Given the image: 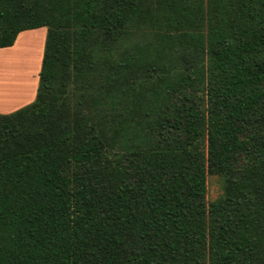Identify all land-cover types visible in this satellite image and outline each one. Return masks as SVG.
Here are the masks:
<instances>
[{"label": "trees", "instance_id": "16d2710c", "mask_svg": "<svg viewBox=\"0 0 264 264\" xmlns=\"http://www.w3.org/2000/svg\"><path fill=\"white\" fill-rule=\"evenodd\" d=\"M42 27L0 264H264V0H0V49Z\"/></svg>", "mask_w": 264, "mask_h": 264}, {"label": "rangeland", "instance_id": "374dc122", "mask_svg": "<svg viewBox=\"0 0 264 264\" xmlns=\"http://www.w3.org/2000/svg\"><path fill=\"white\" fill-rule=\"evenodd\" d=\"M29 31L30 30L22 32L19 40H17V42H15L11 47L4 48L3 49L4 51L1 52V54H0V79H2V78H5V77L8 76V74L5 71L3 72L4 67L7 66V69L8 68H13V65L15 63V58L14 57L16 56V54H19L21 52L22 48L24 50V49H26L27 47L30 46L31 49H33V45L31 46V44H34V45L38 44L40 46V47L39 46L37 47L40 56H39V60L37 62L36 70H35L34 75L30 78L31 82H32V86H33L32 87V91L30 92V94H29L28 91L25 92L24 97L21 98V100H20L21 102H18L17 104H14L13 107H15V106H17V105H19L21 103L26 102L27 100H29V98L35 97L37 86H38V80H39V75L38 74H39V71H40L41 62H42V58H43L44 44H45V38H46V28L42 27V28H38V29L32 30V31H34V34L27 33ZM29 36H32L34 38H27ZM25 42H26V44L24 46H22L23 43H25ZM27 42H30L31 44L27 45ZM9 72H10L9 73V75H10L11 71H9ZM35 84H36V86H35ZM34 87H35V95H32ZM26 93H28V94H26ZM26 105L27 104H25L23 106H26ZM23 106H21L19 108H22ZM13 107H11V108H13ZM19 108L14 109L12 112L16 111ZM7 109H10V108H7ZM7 109H2V110H7ZM12 112H10V113H12ZM223 184H224L223 183V179L220 176L207 175V177H206V194H205L206 204H208V203H210L212 201H215L219 197L222 196V194H223Z\"/></svg>", "mask_w": 264, "mask_h": 264}, {"label": "bare ground", "instance_id": "6f19581e", "mask_svg": "<svg viewBox=\"0 0 264 264\" xmlns=\"http://www.w3.org/2000/svg\"><path fill=\"white\" fill-rule=\"evenodd\" d=\"M26 44L23 43L22 46ZM30 42H27V45H30ZM31 47H27L19 54H16L15 63L13 68L4 67L3 72L5 71L8 76L0 79V107L9 108L10 106L20 102L21 98L24 97L25 92L32 91V82L31 77L34 75L37 62L39 60V51L38 44ZM40 47V46H39ZM26 70V71H25ZM9 71L11 74L9 75ZM30 71V72H29ZM28 94V93H26ZM13 98V99H12Z\"/></svg>", "mask_w": 264, "mask_h": 264}, {"label": "crops", "instance_id": "0c3cea01", "mask_svg": "<svg viewBox=\"0 0 264 264\" xmlns=\"http://www.w3.org/2000/svg\"><path fill=\"white\" fill-rule=\"evenodd\" d=\"M43 28H44V27H43ZM23 32H24V31H23ZM21 33H22V32H21ZM27 33H32V34H34V31L30 30V31L27 32ZM35 33H36V32H35ZM43 34H44V33H43ZM43 34H42V35H43ZM20 36H21V34H19V35L17 36L15 42H17V40H19ZM27 38H34V37L29 36V37H27ZM15 42H14V43H15ZM3 49H4V48L0 49V54H1V52L4 51ZM35 86H36V84H35ZM32 95H35V87H34V90H33V94H32ZM34 98H35V97L29 98V100H27L26 102L21 103V104L15 106V107H13L14 105H12V106L9 107L10 109H7V108H1V107H0V108H1V109H0V114H9V113L12 112L14 109L19 108V107H21V106H23V105H25V104L30 103ZM20 102H21V101H20ZM16 104H17V103H16ZM11 107H13V108H11ZM2 109H7V110H2Z\"/></svg>", "mask_w": 264, "mask_h": 264}]
</instances>
